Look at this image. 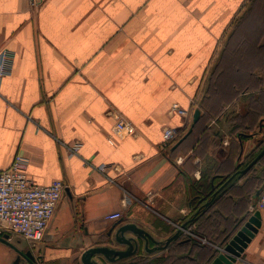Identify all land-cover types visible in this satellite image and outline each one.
Here are the masks:
<instances>
[{"label": "crops", "instance_id": "crops-1", "mask_svg": "<svg viewBox=\"0 0 264 264\" xmlns=\"http://www.w3.org/2000/svg\"><path fill=\"white\" fill-rule=\"evenodd\" d=\"M1 50L11 59L0 78V170L20 154L35 183L66 186L37 247L0 240V264H30L18 250L36 264H80L124 223L163 241L190 218L192 236L155 251L139 240L135 254L104 264L167 254L174 264H209L213 246L252 213L264 190L259 160L195 221L204 194L263 144L264 0H0ZM114 113L134 135L110 138ZM166 127L182 138L164 144ZM101 164L111 168L99 172ZM114 212L121 216L107 218ZM195 232L206 243L184 239ZM233 264H264V212Z\"/></svg>", "mask_w": 264, "mask_h": 264}, {"label": "built area", "instance_id": "built-area-1", "mask_svg": "<svg viewBox=\"0 0 264 264\" xmlns=\"http://www.w3.org/2000/svg\"><path fill=\"white\" fill-rule=\"evenodd\" d=\"M10 59L11 54L7 50L0 51V78L8 73ZM174 109L182 116L187 115V111L179 106H174ZM113 117L110 138L135 134V126L129 120L116 113ZM178 136L176 128L166 127L162 130L164 144L175 141ZM78 146V142L74 143L70 147V154L76 153ZM179 161L181 157L177 158ZM25 168V158L17 154L8 168L0 170V238L16 236L26 241L31 248H36L66 185L59 179L45 185L37 184L28 177ZM109 168L110 164H101L96 170L105 173ZM254 210L264 212V190L260 192L256 205L251 207V211ZM120 216V212H114L107 218L117 219Z\"/></svg>", "mask_w": 264, "mask_h": 264}, {"label": "water", "instance_id": "water-1", "mask_svg": "<svg viewBox=\"0 0 264 264\" xmlns=\"http://www.w3.org/2000/svg\"><path fill=\"white\" fill-rule=\"evenodd\" d=\"M197 117L198 109H195L193 113V121H196ZM263 155L264 146L244 168L234 172L220 186H218V188L211 194L210 199L204 202L203 207L209 206L236 174H243L248 171ZM197 213L198 212H195V214ZM192 221L193 218H190V220L178 225L177 230L163 241L154 240L148 232L132 222L124 223L110 232L111 242L109 244L87 248L80 255L79 262L80 264H104L121 260L136 253L140 246L139 240L144 241V247L147 250L149 240L157 243V245L150 248L149 251L164 249L175 237L185 231L187 229V224ZM259 225V210H254L251 214L239 218L231 229L227 241L223 245L217 246V249L215 250L216 253L209 264H233L240 257L244 247L257 231ZM0 240L9 244L5 238H0ZM158 243L160 244L158 245ZM123 245L125 246L124 248H119V246ZM18 252L23 257L27 258L30 264H36V259L30 250H25V252L18 250Z\"/></svg>", "mask_w": 264, "mask_h": 264}, {"label": "trees", "instance_id": "trees-1", "mask_svg": "<svg viewBox=\"0 0 264 264\" xmlns=\"http://www.w3.org/2000/svg\"><path fill=\"white\" fill-rule=\"evenodd\" d=\"M236 72V71H235ZM182 135V134H181ZM182 138V136H178V138L177 139H181ZM176 139V140H177ZM262 158V157H261ZM260 158V159H261ZM259 159V160H260ZM248 172V171H247ZM259 188V187H258ZM215 191V189H211L209 192H207L206 194H204V199H205V197H206V199L204 200V202L205 201H207V200H209L210 199V197H211V194L213 193ZM203 201V199L202 200H200V202H198V205H200L201 204V202ZM216 203V200L212 203V204H215ZM211 206V205H210ZM209 206V207H210ZM208 207V208H209ZM198 208H199V210H198V214H196V218H195V221H196V219H198V217H200V216H202V215H200V212H202L203 210H204V207H203V205H201L200 207L198 206ZM205 211H207V209L205 210ZM237 222V221H236ZM236 222H234V224L236 223ZM233 225V224H232ZM230 226V228H229V230H228V232L226 233V236L224 235V233H223V235L225 236V238H224V240L222 239L220 242L221 243H219L218 245H223L226 241H227V239L229 238V234H230V232H231V229L233 228V226ZM196 233V232H195ZM197 235H199V236H201L200 234H198V233H196ZM184 238V237H183ZM222 238H223V236H222ZM184 239H188V240H191V241H193V242H195L196 243V245L198 246H201V243H200V241L199 240H195V239H192V238H190L189 236L187 237H185ZM213 256L214 255H210V257H209V259H212L213 258ZM154 259V261H151L150 263L152 264H174V262H171L170 260V254H167V255H165V256H159V257H155V258H153ZM181 264H183V262H181ZM197 264H201V263H197Z\"/></svg>", "mask_w": 264, "mask_h": 264}, {"label": "rangeland", "instance_id": "rangeland-1", "mask_svg": "<svg viewBox=\"0 0 264 264\" xmlns=\"http://www.w3.org/2000/svg\"><path fill=\"white\" fill-rule=\"evenodd\" d=\"M213 76H216V73L213 75ZM208 91H210V90H208ZM261 142H263V144L259 147V148H257L258 150H256L257 152H256V154L260 151V149L264 146V139L261 141ZM260 161V165H258L259 167H264V155L262 156V158L259 160ZM186 232H191L190 230H185ZM184 232V231H183ZM182 232V233H183ZM189 237H191L192 236V234H191V236L190 235H188ZM193 239H196V240H199L200 241V243L201 244H204V243H206V240L204 239V237H202V236H199V235H197L196 233L194 234L193 233ZM214 247V249L216 250L217 249V246H213Z\"/></svg>", "mask_w": 264, "mask_h": 264}]
</instances>
